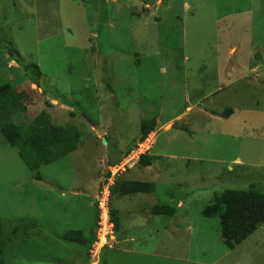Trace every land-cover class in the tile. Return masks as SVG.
Returning a JSON list of instances; mask_svg holds the SVG:
<instances>
[{
  "label": "rangeland",
  "instance_id": "1",
  "mask_svg": "<svg viewBox=\"0 0 264 264\" xmlns=\"http://www.w3.org/2000/svg\"><path fill=\"white\" fill-rule=\"evenodd\" d=\"M4 84L27 95L26 124L46 112L80 142L36 181L0 132L6 264H264V224L230 250L202 215L215 194L264 192V0H0ZM118 177L156 190L110 192L121 226L106 249L62 240L104 228L96 201Z\"/></svg>",
  "mask_w": 264,
  "mask_h": 264
},
{
  "label": "trees",
  "instance_id": "2",
  "mask_svg": "<svg viewBox=\"0 0 264 264\" xmlns=\"http://www.w3.org/2000/svg\"><path fill=\"white\" fill-rule=\"evenodd\" d=\"M17 55L19 54L17 53ZM31 70L37 79L44 77V73L39 66L34 64L31 66ZM26 99L25 92L17 90L16 87L10 84H4L0 87V132L5 142L18 150L21 161L30 172L35 173L36 181H38L41 180L39 169L42 166L53 164L68 156L80 142L77 140L74 142L67 129L53 125L46 112L42 111L38 116H34L35 119L29 124H26V119H23L24 116H29L25 103ZM232 113L227 111L225 115L230 116ZM155 129L156 118L141 120L140 140L144 142ZM139 160L140 167L154 171L151 167L159 158L143 154ZM153 167L155 168V166ZM148 174L150 179L155 178V176H152L153 173L148 172ZM110 177L111 172L108 178ZM119 179H117L114 187L110 186L109 191L121 197L151 194L156 190V183L150 179L147 181ZM255 189L254 186H251L250 190L247 191L229 190L220 195L215 194L213 203L202 212L205 218L219 219L221 237L230 250L247 241L264 224V192H258ZM111 193L109 215L116 231H118L121 226L120 219L117 212H112ZM176 212L177 209L169 205H155L151 210L154 216L161 217H173ZM97 215L96 223L99 222L100 214L98 210ZM2 231L3 225L0 224V264H6L5 253L8 244L4 243ZM62 240L67 243L92 246L96 241V236L93 235L88 239L81 231H67L63 234Z\"/></svg>",
  "mask_w": 264,
  "mask_h": 264
},
{
  "label": "built area",
  "instance_id": "3",
  "mask_svg": "<svg viewBox=\"0 0 264 264\" xmlns=\"http://www.w3.org/2000/svg\"><path fill=\"white\" fill-rule=\"evenodd\" d=\"M143 155V154H142ZM140 159V158H139ZM121 166H116L113 169H111V179H114L115 176H117L120 172H123L120 170ZM120 171V172H119ZM109 181V183L105 186L103 192L100 194V196L97 199L98 203V209L100 210V223H103L104 228L100 229L96 236V241L94 242L93 246L91 247V253H94L95 251H98L102 249L103 247L108 245V242L110 240V237L114 233V225L110 221V215H109V196H110V186L113 184V181ZM115 180V179H114ZM105 216V222L104 219H101L102 216ZM108 218V220L106 219ZM103 221V222H102ZM105 226L108 229V231L105 230ZM112 230V231H111Z\"/></svg>",
  "mask_w": 264,
  "mask_h": 264
},
{
  "label": "clouds",
  "instance_id": "4",
  "mask_svg": "<svg viewBox=\"0 0 264 264\" xmlns=\"http://www.w3.org/2000/svg\"><path fill=\"white\" fill-rule=\"evenodd\" d=\"M110 172H111V170H110ZM108 180H109V179H108ZM107 184H108V182H107ZM107 184H106V185H107ZM113 184H114V183H113ZM113 184H112V185H113ZM112 185H111V186H112ZM97 199H98V198H97ZM109 200H110V196H109ZM96 205H97V210H98L99 214H101L100 210L98 209V203H97V201H96ZM99 221H100V219H99ZM111 223H112V222H111ZM112 224H113V223H112ZM113 225H114V224H113ZM114 230H116V229H115V225H114ZM96 236H97V234H96ZM106 247H107V246H105V248H106ZM105 248H103V250H104ZM90 249H91V248H90Z\"/></svg>",
  "mask_w": 264,
  "mask_h": 264
},
{
  "label": "crops",
  "instance_id": "5",
  "mask_svg": "<svg viewBox=\"0 0 264 264\" xmlns=\"http://www.w3.org/2000/svg\"><path fill=\"white\" fill-rule=\"evenodd\" d=\"M118 231H120V230H118ZM115 238H116V236H115ZM109 248V247H108ZM106 249V248H105ZM109 249H111V248H109ZM103 253V252H102Z\"/></svg>",
  "mask_w": 264,
  "mask_h": 264
}]
</instances>
